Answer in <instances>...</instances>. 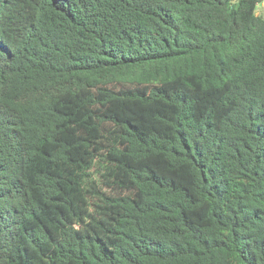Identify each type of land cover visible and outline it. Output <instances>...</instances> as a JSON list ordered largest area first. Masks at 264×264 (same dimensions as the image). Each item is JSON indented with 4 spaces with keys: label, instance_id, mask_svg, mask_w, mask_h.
<instances>
[{
    "label": "trees",
    "instance_id": "obj_1",
    "mask_svg": "<svg viewBox=\"0 0 264 264\" xmlns=\"http://www.w3.org/2000/svg\"><path fill=\"white\" fill-rule=\"evenodd\" d=\"M262 0H0V264H264Z\"/></svg>",
    "mask_w": 264,
    "mask_h": 264
},
{
    "label": "crops",
    "instance_id": "obj_2",
    "mask_svg": "<svg viewBox=\"0 0 264 264\" xmlns=\"http://www.w3.org/2000/svg\"><path fill=\"white\" fill-rule=\"evenodd\" d=\"M258 12H260L261 15L264 16V0H262V3L259 5Z\"/></svg>",
    "mask_w": 264,
    "mask_h": 264
},
{
    "label": "rangeland",
    "instance_id": "obj_3",
    "mask_svg": "<svg viewBox=\"0 0 264 264\" xmlns=\"http://www.w3.org/2000/svg\"><path fill=\"white\" fill-rule=\"evenodd\" d=\"M258 13H260V12H258ZM261 14V13H260Z\"/></svg>",
    "mask_w": 264,
    "mask_h": 264
}]
</instances>
